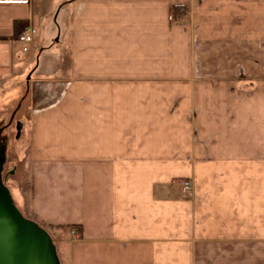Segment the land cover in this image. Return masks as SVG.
I'll return each instance as SVG.
<instances>
[{"label":"crops","instance_id":"1","mask_svg":"<svg viewBox=\"0 0 264 264\" xmlns=\"http://www.w3.org/2000/svg\"><path fill=\"white\" fill-rule=\"evenodd\" d=\"M9 108L58 264H264V0H0Z\"/></svg>","mask_w":264,"mask_h":264},{"label":"water","instance_id":"2","mask_svg":"<svg viewBox=\"0 0 264 264\" xmlns=\"http://www.w3.org/2000/svg\"><path fill=\"white\" fill-rule=\"evenodd\" d=\"M0 264H58L47 231L20 213L1 182Z\"/></svg>","mask_w":264,"mask_h":264},{"label":"rangeland","instance_id":"3","mask_svg":"<svg viewBox=\"0 0 264 264\" xmlns=\"http://www.w3.org/2000/svg\"><path fill=\"white\" fill-rule=\"evenodd\" d=\"M1 110L4 116L5 109ZM8 110L10 112L8 118L2 117L1 114L3 121L0 122V182L7 188L12 202L20 213L30 218L27 203L29 176L25 156L27 125L18 124L17 117L13 116V113L11 116L13 108ZM16 111L14 108V113Z\"/></svg>","mask_w":264,"mask_h":264},{"label":"built area","instance_id":"4","mask_svg":"<svg viewBox=\"0 0 264 264\" xmlns=\"http://www.w3.org/2000/svg\"><path fill=\"white\" fill-rule=\"evenodd\" d=\"M36 33V30L33 26L27 25L17 37V41L20 43H30L33 40V37ZM188 187L186 181L183 182L182 188L185 189Z\"/></svg>","mask_w":264,"mask_h":264},{"label":"trees","instance_id":"5","mask_svg":"<svg viewBox=\"0 0 264 264\" xmlns=\"http://www.w3.org/2000/svg\"><path fill=\"white\" fill-rule=\"evenodd\" d=\"M183 14H184V9L182 7H179V6H177V7H170V9H169V21L170 22L175 21V20H177L176 18L181 17ZM22 22L23 21H14L13 22V30L14 31L17 30V27H19V25H21ZM24 27L25 26H23V28ZM19 33H20V31L17 32L16 37L18 36Z\"/></svg>","mask_w":264,"mask_h":264}]
</instances>
